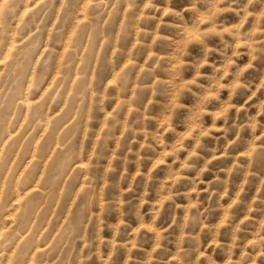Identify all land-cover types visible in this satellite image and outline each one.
Here are the masks:
<instances>
[{
  "label": "rangeland",
  "instance_id": "1",
  "mask_svg": "<svg viewBox=\"0 0 264 264\" xmlns=\"http://www.w3.org/2000/svg\"><path fill=\"white\" fill-rule=\"evenodd\" d=\"M37 1L0 0L1 56L16 36L18 46L0 64V215L13 211L15 184L29 170L43 192L28 198L24 224L4 226L18 235L5 246L18 264H264V0ZM18 89L45 102L37 113L21 110ZM32 151L39 162L30 166ZM64 155L68 166L52 171ZM79 160L89 164L83 171Z\"/></svg>",
  "mask_w": 264,
  "mask_h": 264
},
{
  "label": "bare ground",
  "instance_id": "2",
  "mask_svg": "<svg viewBox=\"0 0 264 264\" xmlns=\"http://www.w3.org/2000/svg\"><path fill=\"white\" fill-rule=\"evenodd\" d=\"M5 1H6V0H4V2H5ZM38 1H39V0H38ZM38 1H37V2H38ZM90 1H91V0H90ZM27 2H28V1H27ZM92 2H93V1H92ZM105 2H106V4H107V1H105ZM114 2H115V1H114ZM9 3H10V2H9ZM51 3H52V2H51ZM81 3H82V2H81ZM25 4H26V2H25ZM28 4H29V3H28ZM31 4H32V3H31ZM35 4H36V3H35ZM41 4H42V3H41ZM82 4H83V3H82ZM87 4H88V3H87ZM126 4H127V3H126ZM142 4H143V3H142ZM142 4H141V5H142ZM1 5H2V4L0 3V8H2ZM6 5H7V4H6ZM84 5H85V3H84ZM88 5H89V4H88ZM152 5H153V4H152ZM214 5H215V4H214ZM2 6H3V5H2ZM4 6H5V5H4ZM12 6H13V4H12ZM28 6H29V5H26V6H25V10H27V9L29 8ZM68 6H69V5H68ZM85 6H86V5H85ZM97 6H98V5H97ZM101 6H102V5H100L99 8H101ZM112 6H113V5H112ZM126 6H127V5H126ZM143 6H144V5H143ZM8 7H9V6H8ZM148 7H149V6H148ZM210 7H211V6H210ZM124 8H125V7H124ZM156 8H157V6H156ZM213 8H214V7H213ZM219 8H220V7H219ZM10 9H11V8H10ZM12 9H15V8H12ZM87 9H88V8H87ZM192 9H193V8H192ZM221 9H222V7H221ZM0 10H1V9H0ZM2 10H3V8H2ZM33 10H34V9H33ZM35 10H36V9H35ZM83 10H84V9H83ZM83 10H82V12H83ZM11 11H12V10H10V12H11ZM20 11L22 12V11H24V10H20ZM85 11H86V10H84L83 13H85ZM136 11H137V9H136ZM191 11H192V10H191ZM0 12H1V11H0ZM25 12H26V11H25ZM114 12H115V11H114ZM207 12H208V11H207ZM33 13H34V12H33ZM87 13H88V12H87ZM87 13H86V14H87ZM171 13H172V12H171ZM174 13H175V12H174ZM0 14H1V13H0ZM16 14H17V13H16ZM78 14H79V12H78ZM108 14H109V12H108ZM153 14H154V13H153ZM1 15H2V14H1ZM19 15H20V14H19ZM19 15H18V16H19ZM82 15H84V14H82ZM20 16H21V15H20ZM107 16H108V15H107ZM15 17H16V16H15ZM87 17H88V16H87ZM5 18H6V17H5ZM11 18H12V17H11ZM76 18H78V17H76ZM211 18H212V17H211ZM18 19H19V17H18ZM31 19H32V17H31ZM86 19H87V18H86ZM158 20H159V18H158ZM202 21H203V20H202ZM11 22H12V21H11ZM11 22L9 21V23H11ZM42 22H43V21H42ZM83 22H84V21H83ZM159 22H160V21H159ZM5 23H6V22H5ZM60 23H61V22H60ZM76 23H77V22H76ZM120 23H121V22H120ZM155 23H156V22H155ZM186 23H187V22H186ZM2 24H3V27L5 28L4 23H2ZM16 24H17V23H15V25H16ZM78 24H79V23H77V25H78ZM80 24H81V23H80ZM136 24H137V23H136ZM188 24H189V23H188ZM205 24H206V23H205ZM11 25H12V24H11ZM68 25H69V24H68ZM72 25H73V24H72ZM96 25H97V24H96ZM120 25H121V24H120ZM155 25H156V24H155ZM12 26H13V25H12ZM70 26H71V25H70ZM80 26H81V25H80ZM157 26H158V25H157ZM212 26H213V25H212ZM191 27H192V26H191ZM16 28H17V27H16ZM81 28H82V27H81ZM155 28H156V27H155ZM155 28H154V29H155ZM157 28H158V27H157ZM0 29H1V28H0ZM70 29H71V28H70ZM193 29H194V28H193ZM1 30H2V29H1ZM1 30H0V31H1ZM11 30H13L12 27H11ZM32 30H33V29H32ZM53 30H54V29H53ZM119 30H120V29H119ZM186 30H187V29H186ZM191 30H192V28H191ZM72 31H73V29H72ZM89 31H90V30H89ZM94 31H95V30H94ZM94 31H93V32H94ZM96 31H97V30H96ZM189 31H190V30H189ZM4 32H6L5 29H4ZM9 32H11V31H9ZM153 32H154V30H153ZM1 33H2V32H1ZM11 33H12V32H11ZM71 33H72V32H71ZM71 33H70V34H71ZM88 33H89V32H88ZM136 33H138V32H136ZM187 33H188V32H187ZM187 33H186V34H187ZM191 33H192V31H191ZM193 33H194V32H193ZM206 33H207V32H206ZM6 34H7V32H6ZM15 34H16V32H15ZM15 34H14V36H15ZM19 34H20V33H19ZM154 34H155V32H154ZM184 34H185V33H184ZM198 34H199V33H198ZM17 35H18V33H17ZM68 35H69V34H68ZM137 35H138V34H137ZM159 35H161V34H159ZM6 36H7V35H6ZM12 36H13V35H12ZM14 36H13V37H14ZM72 36H73V35H72ZM2 37H3V36H2ZM18 37H19V36H18ZM23 37H25V36H22V38H23ZM27 37H28V36H27ZM38 37H39V36H38ZM66 37H67V35H66ZM186 37H187V36H186ZM15 38H17V36H16ZM15 38H13V39L15 40ZM19 38H21V37H19ZM22 38H21V39H22ZM34 38H35V37H34ZM167 38H168V37H167ZM9 39H10V38H9ZM23 39H26V38H23ZM63 39H64V37H63ZM67 39H69V38H67ZM67 39H66V40H67ZM92 39H93V38H92ZM94 39H95V37H94ZM6 40H8L7 37H6ZM14 40H12V41L8 40V41H10V42H8V44H6V49L2 52L3 55L1 56V54H0V64H1V61H2V60H3V62H4V58H6V57H5L6 54H7L9 51H11V50L13 49V47H14V48L16 47L15 44H14V42H15ZM69 40H70V39H69ZM202 40H203V38H202ZM0 41H1V40H0ZM79 41H80V40H79ZM79 41H78V42H79ZM188 41H189V40H187V42H188ZM3 42H4V41H3ZM146 42H147V41H146ZM187 42H186V43H187ZM197 42H198V41H197ZM1 43H2V42H1ZM1 43H0V44H1ZM20 43H21V41H20ZM30 43H31V42H30ZM64 43H65V42H64ZM184 43H185V42H184ZM190 43H191V42H190ZM32 44H33V43H32ZM35 44H36V42L34 43V45H35ZM59 44H60V43H59ZM66 44H67V43H66ZM66 44H64V45H66ZM68 44H69V43H68ZM78 44H79V43H78ZM78 44H76V45L78 46ZM86 44H87V43H86ZM100 44H101V42H100ZM261 44H262V43H261ZM22 45H23V44H22ZM26 45H27V44H26ZM26 45H25V47H26ZM91 45H92V44H91ZM91 45H90V46H91ZM3 46H4V45H3ZM41 46H42V44H41ZM66 46H67V45H66ZM66 46H65V47H66ZM74 46H75V45H74ZM77 46H75L76 48L74 47V48H75V50H74L75 53H76ZM150 46H151V45H150ZM187 46H188V45H187ZM252 46H253V45H252ZM0 47H1V46H0ZM17 47H18V46H17ZM17 47H16V48H17ZM42 47L44 48V46H42ZM32 48H33V47H32ZM34 48H35V47H34ZM131 48H132V47H131ZM146 48H147V47H146ZM184 48H185V47H184ZM25 49H26V48H25ZM60 49H61V48H60ZM62 49H63V48H62ZM64 49H65V48H64ZM72 49H73V48H72ZM98 49H99V47H98ZM129 49H130V48H129ZM148 49H149V48H148ZM186 49H187V48H186ZM250 49H251V48H250ZM1 50H2V49H1ZM16 50H17V49H15V50L13 49V51H16ZM66 50H67V49H66ZM82 50H83V48H82ZM82 50H81V51H82ZM90 50H91V48H90ZM150 50H151V49H150ZM23 51H24V49H23ZM29 51H30V50H29ZM40 51H42V49H41ZM61 51H63V50H61ZM68 51H70V49H68ZM72 51H73V50H72ZM74 51H73V52H74ZM251 51H252V50H251ZM16 52H17V51H16ZM36 52H38V49H37ZM128 52H129V51H128ZM10 53H15V52H12V51H11V52H9V54H7V55L12 56ZM22 53H23V52L21 51V53H19V54L22 55ZM24 53L26 54V51H25ZM41 53H42V52H41ZM59 53H60V52H59ZM70 53H71V52H70ZM96 53H97V52H96ZM112 53H113V52H112ZM112 53H111V54H112ZM19 54H18V55H19ZM39 54H40V53H39ZM39 54H38V55H39ZM71 54H73V53H71ZM76 54H77V53H76ZM80 54H81V52H80ZM80 54H79V55H80ZM111 54H110V55H111ZM13 55H14V54H13ZM23 55H24V54H23ZM81 55H82V54H81ZM81 55H80V56H81ZM144 55H146V54H144ZM164 55H165V54H164ZM167 55H168V54H167ZM29 56H30V55H29ZM24 57L28 58V57L25 56V55H24ZM24 57H23V59H26V58H24ZM55 57H56V56H55ZM60 57L62 58V55H61ZM93 57H94V56H93ZM95 57H96V56H95ZM158 57H159V56H158ZM8 58H9V57H8ZM8 58H7V59H8ZM12 58H13V57H12ZM37 58H39V57H37ZM110 58H111V57H110ZM162 58H163V57H162ZM13 59H15V58H13ZM16 59H17V58H16ZM58 59H59V58H58ZM80 59H81V58H80ZM85 59H86V58H85ZM9 60H10V59H9ZM35 60H36V59H35ZM60 60H61V59H60ZM126 60H127V58H126ZM146 60H147V59H146ZM156 60H157V59H156ZM180 60H181V59H180ZM5 61L7 62L6 59H5ZM11 61H12V60H10L8 63H10ZM18 61H19V60H18ZM36 61H37V60H36ZM128 61H129V63H130V60H128ZM158 61H159V60H158ZM6 62H5L4 64H6ZM57 62H58V64H59L60 61L58 60ZM71 62H72V61H71ZM124 62H125V61H124ZM137 62H138V61H137ZM172 62H173V61H172ZM178 62H179V61H178ZM13 63H14V62H13ZM13 63H11V65H13ZM31 63H32V61H31ZM35 63H36V62H34V64H35ZM166 63H167V62H166ZM175 63H176V62H175ZM180 63H181V62H180ZM4 64H3V65H4ZM36 64H37V63H36ZM125 64L128 65V63H125ZM157 64H158V63H157ZM171 64H172V63H171ZM181 64H182V63H181ZM6 65H7V64H6ZM11 65L9 64V66H11ZM19 65H21V64L19 63ZM46 65H47V64H46ZM85 65H86V64H85ZM15 66H16V65H15ZM15 66L13 65V67H15ZM21 66H22V65H21ZM57 66H59V65H57ZM77 66H78V64H77ZM94 66H95V65L93 64V67H94ZM0 67H3V66L0 65ZM7 67H8V66H7ZM11 67H12V66H11ZM18 67H19V66L17 65V68H18ZM30 67L32 68V66H30ZM59 67H61V66H59ZM126 67H127V66H125V68H126ZM137 67H138V66H137ZM172 67H173V65H172ZM180 67H181V66H180ZM4 68H5V70L7 69L6 67H4ZM75 68L78 69V67H76V66H75ZM122 68H123V67H122ZM125 68H124V69H125ZM8 69H9V67H8ZM29 69H30V68H29ZM29 69H27V70H29ZM33 69H35L34 66H33L32 70H31V69H30V70H31V71H34ZM47 69H48V68H47ZM76 69H75V71H76ZM92 69H93V68H92ZM124 69H122V70H124ZM153 69H154V68H153ZM1 70H2V69H1ZM5 70H4V71H5ZM22 70H23V69H22ZM136 70H137V68H136ZM141 70H142V69H141ZM11 71H13V69H11ZM14 71H15V69H14ZM48 71H49V70H48ZM114 71H115V70H114ZM114 71H113V72H114ZM177 71H179V69H178ZM9 72H10V69H9ZM27 72H29V71H27ZM56 72H57V71H56ZM76 72H77V71H76ZM129 72H130V71H129ZM154 72H155V71H154ZM4 73H5V72H3V74H4ZM32 73H33V72H32ZM35 73H36V71H35ZM54 73H55V72H54ZM91 73H92V72H91ZM115 73H116V72H115ZM117 73H118V72H117ZM177 73H178V72H177ZM8 74H9V73H8ZM55 74H56V73H55ZM58 74H59V73H58ZM68 74H69V73H68ZM77 74H78V73H77ZM10 75H11V74H10ZM135 75H136V74H135ZM152 75H153V74H152ZM12 76H13V75H12ZM30 76H31V74H30ZM32 76H33V74H32ZM32 76H31V79H32ZM51 76H52V75H51ZM56 76H57V74H56ZM64 76H65V74H64ZM93 76H94V75H93ZM111 76H112V75H111ZM14 77H15V76H14ZM53 77H54V76H53ZM74 77H75V76H74ZM90 77H91V76H90ZM115 77H116V75H115ZM172 77H173V76H172ZM4 78H5V76H4ZM7 78H8V76H7ZM50 78H51V77H50ZM67 78H69V77H67ZM0 79H1V78H0ZM31 79H30V80H31ZM53 79H55V78H53ZM63 79H64V78H63ZM63 79H62V80L60 79V80H58V81H61V82H62ZM111 79H113V78L111 77ZM154 79H155V78H154ZM175 79H176V78H175ZM191 79H192V78H191ZM209 79H210V78H209ZM211 79H212V78H211ZM7 80H8V79H7ZM14 80H15V79H14ZM14 80H13V81H14ZM28 80H29V77H28ZM28 80H27V82H28ZM89 80H90V79H89ZM168 80H169V79H168ZM168 80H167V81H168ZM171 80H172V79H171ZM31 81H35V78H34L33 80H31ZM49 81H50V80H49ZM58 81H57V82H58ZM109 81H110V79H109ZM111 81H112V80H111ZM115 81H116V80L114 79V82H115ZM152 81H153V80H152ZM165 81H166V80H165ZM210 81H211V80H210ZM2 82H3V81H2ZM4 82H6V80H5ZM14 82L16 83L17 81L15 80ZM23 82H24V81H23ZM27 82H24V83L26 84ZM73 82H75V81H74V78H73ZM132 82H133V81H132ZM15 83H14V84H15ZM24 83H22L21 85H23ZM29 83H31V82H29ZM33 83H34V82H32L31 85H33ZM51 83H53V82H52V79H51ZM58 83L60 84V82H58ZM88 83H89V82H88ZM105 83H106V82H105ZM116 83H117V82H116ZM151 83H152V82H151ZM172 83H173V82H172ZM177 83H178V82H177ZM181 83H182V82H181ZM213 83H214V82H213ZM236 83H237V82H236ZM3 84H4V83H3ZM6 84H7V83H6ZM17 84H18V83H17ZM25 84H24V85H25ZM49 84H50V83H49ZM54 84H55V83H54ZM54 84H53V85H54ZM62 84H63V83H61L60 85H62ZM112 84H113V83H112ZM179 84H180V83H178V85H179ZM232 84H233V83H232ZM234 84H235V83H234ZM238 84H239V83H238ZM15 85H16V84H15ZM18 85H19V84H18ZM35 85H36V84H35ZM55 85L58 86V84H55ZM55 85H54V86H55ZM71 85H73V84L71 83ZM88 85H89V84H88ZM91 85H92V84H91ZM178 85H177V86H178ZM219 85H220V84H219ZM28 86H29V85H28ZM28 86L26 87L27 89H28ZM46 86H47V87L49 86V85H48V82H47V85H45V88H46ZM57 86H55V87L58 88V89L61 87V86H58V87H57ZM67 86H68V85H67ZM83 86H84V85H83ZM89 86H90V85H89ZM92 86H93V85H92ZM114 86H115V85H114ZM125 86H126V85H125ZM220 86H222V85H220ZM50 87H52V86L50 85ZM55 87H53L52 89H55ZM119 87H120V86H119ZM134 87H135V85H134ZM134 87H131V90H132V89L134 90ZM210 87H211V86H210ZM11 88H12V87H11ZM21 88H22V87H21ZM29 88H30V87H29ZM104 88H105V87H104ZM0 89H1V88H0ZM8 89H9V88H8ZM36 89H38V88H36ZM47 89H48V88H47ZM50 89H51V88H50ZM52 89H51V90H52ZM69 89H71V91H72V87H71V88L68 87V90H69ZM91 89H92V88H91ZM91 89H90V90H91ZM115 89H116V88H115ZM120 89H121V88H120ZM122 89H123V88H122ZM4 90H5V89H4ZM43 90H44V87H43L42 91H43ZM51 90H50V92H51ZM73 90H74V89H73ZM104 90H105V89H104ZM133 90H132V92H133ZM8 91H9V90H8ZM17 91H18V95H17V96L19 97V93L22 94V92L20 91V89H18ZM19 91H20V92H19ZM23 91H24V90H23ZM42 91H41V93H42ZM44 91H45V90H44ZM66 91H67V90H66ZM82 91H83V90H82ZM91 91H92V90H91ZM91 91H90V92H91ZM1 92H2V91H1ZM4 92H6V91H4ZM56 92H58V91H56ZM56 92H55V93H56ZM74 92H75V91H74ZM76 92H77V91H76ZM27 93H28V92H27ZM43 93H44V92H43ZM48 93H49V91H48ZM69 93H70V91H69ZM69 93H68V94H69ZM91 93H92V92H91ZM91 93H90V96H92ZM133 93H134V92H133ZM133 93H132V94H133ZM3 94H4V96H5V94H7V93H3ZM30 94H31V93H30ZM75 94H76V93H75ZM77 94H78V93H77ZM77 94H76V95H77ZM80 94H81V93H80ZM83 94H84V93H83ZM124 94H125V93H124ZM175 94H176V93H175ZM212 94H213V93H212ZM24 95H27V96H28V94H26V93H24ZM24 95H22L21 97L18 98V99H20V104L22 105L21 110L23 109V106H25L26 109H27V110H25V111H28V110L31 108V109H33V110L37 113V112H38V107H39V106H43V105H44L43 103H45V102L42 101L43 103L40 104L39 101L36 102V101H37L36 98H35L36 101H34L33 99H31V98H29V97H27V96H24ZM64 95H65V94H64ZM78 95H79V94H78ZM151 95H152V94H151ZM172 95H173V94H172ZM29 96H30V95H29ZM42 96H43V95H42ZM44 96H45V95H44ZM66 96H67V95H66ZM131 96H132V95H131ZM215 96H216V95H215ZM15 97H16V96H15ZM39 97H41V96L39 95ZM46 97L48 98L49 96H46ZM63 97H64V96H63ZM79 97H80V95H79ZM82 97H83V96H82ZM213 97H214V96H213ZM16 98H17V97H16ZM118 98H119V97H118ZM1 99H2V98H1ZM18 99H16V101H18ZM38 99H39V98H38ZM42 99H43V98H42ZM51 99H52V98H51ZM51 99H50V100H51ZM63 99H64V98H63ZM63 99H62V101H64ZM67 99H68V98H67ZM91 99H92V98H91ZM173 99H174V98H173ZM2 100H3V99H2ZM47 100H48V99H47ZM80 100H81V98H80ZM102 100H103V99H102ZM117 100H119V99H117ZM117 100H116V102H117ZM123 100H124V99H123ZM16 101H15V102H16ZM74 101H75V100H74ZM78 101H79V100H78ZM78 101H77V102H78ZM124 101H125V100H124ZM2 102H3V101H2ZM2 102H1V103H2ZM120 102H121V101H119V103L117 102L118 105L120 104ZM130 102H131V101H130ZM8 103H9V102H8ZM71 103H72V102H71ZM78 103H79V102H78ZM89 103H90V105H91V102H89ZM173 103H174V102H173ZM10 104H11V103H10ZM75 104H77V103H75ZM75 104H73V105H75ZM79 104H80V103H79ZM79 104H77V107H78ZM81 104H82V103H81ZM87 104H88V103H87ZM99 104H100V103H99ZM114 104H115V103H114ZM13 105H14V104H13ZM15 105H16V104H15ZM64 105H65V104H64ZM64 105L62 104V106H64ZM132 105H133V104H132ZM0 106H1V105H0ZM17 106H18V104H17ZM17 106H11V107H12V108H13V107L15 108V107H17ZM60 106H61V105H60ZM88 106H89V105H87V107H88ZM128 106H129V105H128ZM47 107H48V106H47ZM77 107H76L75 109H77ZM117 107H119V106H117ZM145 107H146V106H145ZM40 108H43V107H40ZM68 108H69V107H68ZM121 108H122V107H120V109H121ZM9 109H10V108H9ZM16 109H17V108H16ZM16 109H15V110H16ZM61 109H62V108H61ZM73 109H74V108H73ZM13 110H14V109H13ZM45 110H47V109H45ZM126 110H127V108L125 109V111H126ZM31 111H32V110H31ZM79 111H80V110H79ZM128 111H130V106H129ZM131 111H132V110H131ZM20 112H21V111H20ZM45 112H46V111H45ZM47 112H48V110H47ZM47 112H46V113H47ZM64 112H65V111H64ZM76 112H77V110L75 111V113H76ZM84 112H86V111H84ZM106 112H107V111H106ZM106 112H104V113H106ZM25 113H27V112H25ZM36 113H35L34 115H37ZM54 113H55V112H54ZM57 113H59V112H57ZM57 113H56V114H57ZM108 113H109V111H108ZM108 113H107V114H108ZM14 114H15V112H14ZM27 114H28V113H27ZM41 114H45V113H41ZM56 114H53V115H56ZM61 114H62V113H61ZM63 114H64V113H63ZM76 114H77V113H76ZM145 114H146V113H145ZM145 114H144V115H145ZM23 115H24V114H23ZM23 115H22V116H23ZM25 115H26V114H25ZM32 115H33V114H32ZM46 115H47V114H46ZM46 115H44V116H46ZM48 115H49V113H48ZM73 115L75 116V114H72V118L74 117ZM104 115H105V114H104ZM13 116H14V115H13ZM13 116H12V118H13ZM27 116H29V115H27ZM51 116H52V115H51ZM86 116H87V115H86ZM88 116H89V115H88ZM105 116H106V115H105ZM110 116H111V115H110ZM39 117H40V116H39ZM52 117H53V116H52ZM66 117H69V116H66ZM70 117H71V114H70ZM108 117H109V115L107 116V118H108ZM25 118H26V117H25ZM37 118H38V117H37ZM40 118H41V117H40ZM63 118H64V117H63ZM86 118H87V117H86ZM104 118H106V117H104ZM124 118H125V115H124ZM6 119H7V118H6ZM8 119H9V118H8ZM22 119H24V118L22 117ZM68 119H70V118H68ZM74 119H75V117H74ZM77 119H78V118H77ZM126 119H127V118H126ZM143 119H144V118H143ZM10 120H11V119H10ZM10 120H8V121H10ZM27 120H28V119H27ZM29 120H30V119H29ZM64 120H65V119H64ZM64 120H63V121H64ZM71 120H72V119H70L69 121H71ZM104 120H105V119H104ZM6 121H7V120H6ZM21 121H22V120H20V122H21ZM23 121H26V119H24ZM41 121H43V122H42V123L38 122V123H40V124L43 126L42 129H44V130L47 129V126H48L49 121H50V120H49V117H48V116L43 117V120L41 119ZM66 121H67V119H66ZM85 121H86V120H85ZM105 121H106V120H105ZM125 121H126V120H125ZM143 121H144V120H143ZM28 122H29V121H28ZM30 122H32V121H30ZM30 122H29V123H30ZM36 122H37V121H36ZM57 122H58V120H57ZM162 122H163V121H162ZM32 123L35 124V122H32ZM32 123H30V124L33 125ZM73 123H74V122H73ZM159 123H160V125H161V122H159ZM159 123H158V124H159ZM19 124H20V125H19ZM19 124H18L19 126H21V127L23 126V125H22L23 122H22V123H19ZM30 124H29V125H30ZM102 124H103V123H102ZM104 124H108V121H107V123L104 122ZM25 125H26V122H25ZM31 125H30V126H31ZM55 125L57 126V123H56ZM65 125H66V124H65ZM72 125H73V124H72ZM4 126H5V124H4ZM27 126H28V123H27ZM34 126H35V125H34ZM60 126H61V125H60ZM102 126H104V125H101V127H102ZM143 126H144V125H143ZM5 127H6V126H5ZM63 127H64V125H63ZM113 127H114V126H113ZM120 127H121V126H120ZM14 128H15V127H14ZM22 128H23V127H22ZM61 128H62V127H61ZM165 128H167V127H165ZM16 129H19V127H17ZM23 129H27V127L25 126ZM23 129H21V133H22V130H23ZM33 129H34V127H33ZM59 129H60V128H59ZM135 129H136V127H135ZM191 129H192V128H191ZM191 129H190V130H191ZM40 130H41V129H40ZM56 130H57V129H56ZM9 131H10V130H9ZM17 131H18V130H17ZM27 131H28V130H27ZM10 132H12V131H10ZM19 132H20V131H19ZM29 132H31L30 129H29ZM29 132H27V134H29ZM40 132H41V131H40ZM45 132H46V131H45ZM72 132H73V131H72ZM43 133H44V132H43ZM53 133H54V131L52 130V132H51V134H50V138H51V136H52ZM98 133H99V132H98ZM121 133H122V132H121ZM155 133H156V132H155ZM12 134H14V136H15V132H14V133L12 132ZM23 134H24V131H23ZM41 134H42V132H41ZM58 134H59V132H58ZM58 134H57V135H58ZM71 134H72V133H71ZM157 134H158V133H157ZM184 134H185V133H184ZM10 135H11V133H10ZM19 135H20V137H21V136H24V135H21V134H19ZM38 135L40 136V134H38ZM97 135H98V134H97ZM0 136H1V135H0ZM8 136H9V135H8ZM11 136H12V135H11ZM17 136H18V135H17ZM25 136H26V135H25ZM9 137H10V136H9ZM12 137H13V136H12ZM54 137H55V136H54ZM0 138H1V137H0ZM10 138H11V137H10ZM17 138H18V137H17ZM36 138L40 139L41 137H37V136H36ZM58 138H59V135H58L57 139H58ZM67 138H68V137H67ZM143 138H144V137H143ZM5 139H7V138H5ZM5 139H4V140H5ZM24 139H25V138H24ZM34 139H35V138H34ZM54 139H55V138H54ZM57 139H56V140H57ZM69 139H70V137H69ZM12 140H13V139H12ZM19 140H20V139L18 138V142H19ZM35 140H36V139H35ZM35 140H34V143H35V145H36V141H35ZM176 140H177V139H176ZM38 141H39V140H38ZM66 141H67V140H66ZM144 141H145V140H144ZM162 141H163V140H162ZM0 142H2V141L0 140ZM3 142H4V141H3ZM5 142H6V141H5ZM5 142H4V144H6V143L8 142V140H7L6 143H5ZM53 142H54V141H53ZM58 142H59V141H57V142H55V143H58ZM93 142H94V141H93ZM177 142H178V141H177ZM8 143H9V142H8ZM22 143H23V142H22ZM32 143H33V141L31 142V144H32ZM2 144H3V143H2ZM12 144L15 145V143H13V142H12ZM12 144H7V145H12ZM37 144H38V142H37ZM107 144H108V143H107ZM14 145H13L12 147H14ZM17 145H18V144H17ZM54 145H55V144H54ZM15 146H16V145H15ZM30 146H31V145H30ZM55 146H56V145H55ZM55 146H53V147H55ZM62 146H63V145H62ZM176 146H177V145H176ZM1 147H2V145H1ZM5 147H6V146H5ZM19 147H20V146H19ZM31 147H32V146H31ZM35 147H36V146H35ZM180 147H181V146H180ZM2 148H3V147H2ZM6 148H7V147H6ZM6 148H5V149H6ZM16 148H17V147H16ZM16 148H15L14 150H16ZM55 148H56V147H55ZM3 149H4V148H3ZM3 149H1V150H3ZM7 149H8V148H7ZM36 149H37V148H36ZM166 149H167V148H166ZM174 149H175V148H174ZM177 149H178V148H177ZM19 150H20V149H19ZM55 150H56V149H55ZM79 150H80V149H79ZM94 150H95V149L93 148V151H94ZM167 150H168V149H167ZM33 151H35V150H33ZM33 151H32V152H33ZM41 151H42V153L47 152V151H48L47 146H43V147H41ZM93 151H92V152H93ZM1 152H2V151H0V154H1ZM12 152H13V151H12ZM35 152H36V151H35ZM51 152H52V151H51ZM167 152H170V151H167ZM10 153H11V152H9V154L7 155V156H9V158H10ZM16 153H17V152H16ZM90 153H91V152H90ZM95 153H96V152H95ZM2 154L5 155L4 152H2ZM2 154H1V155H2ZM6 154H7V152H6ZM13 154H14V152H13ZM194 154H195V153H194ZM194 154H193V155H194ZM4 155H3V156H4ZM11 155H12V153H11ZM27 155H28V154H27ZM36 155H37V154H35L34 152H33L32 154L30 153V157H28L29 160L25 157V158L27 159V161H26V162H27V165L30 164V166H31V165L33 166L34 164H36V163L39 162V161H38V162L36 161V158H35ZM66 155H67V154H66ZM68 155H69V153H68ZM154 155H155V154H154ZM7 156H6V158H7ZM15 156H16V155H15ZM49 156L52 157V155H51L50 153H49ZM89 156H90V154H89ZM89 156L87 157V161H90V159H88ZM92 156H93V153H92ZM92 156H91V158H92ZM67 157H68V156H67ZM67 157L64 155V156H59V157H57L56 159H54V161H53L52 164H51V166H52V171L55 170V171H58L59 173H60V172H63L64 169H65V167L68 166V164H69V162H70V160H71V159L68 160ZM70 157H71V156H70ZM235 157H236V156H235ZM15 158H16V157H15ZM17 158H18V157H17ZM68 158H69V157H68ZM152 158H153V157H152ZM26 159H25V160H26ZM81 159H82V157H81ZM2 160H3V159H2ZM11 160H12V159H11ZM23 160H24V159H22L21 161H23ZM47 160H49V158H48V159H45V161H47ZM159 160H160V158H159ZM8 161H9V160H8ZM16 161H17V159H16ZM45 161H44V162H45ZM75 161H76V160H75ZM84 161H86V160H79L78 162H75L76 164H75L74 167H76V169H78V170H82V171H83V170L89 165V164L86 165V162H87V161H86V162H84ZM13 162H14V160H13ZM47 162H48V161H47ZM47 162H45V164H46ZM161 162H162V161H161ZM10 163H12V162H10ZM18 163H19V162H18ZM88 163H90V162H88ZM6 164H7V162H6ZM21 164H22V163H21ZM23 164H24V163H23ZM25 164H26V163H25ZM45 164H44V165H45ZM1 165H2V164H1ZM16 166L18 167L17 163H16ZM9 167H10V164H9ZM13 167H14V166H12V169H13ZM20 167H21V166H20ZM37 167H38V166H37ZM10 168H11V167H10ZM22 168H24V167H22ZM71 168H73V167H71ZM88 168H89V167H88ZM8 169H9V168H8ZM12 169H11V171H12ZM16 169H17V168H16ZM20 169H21V168H20ZM25 169H26V168H25ZM0 170H1V168H0ZM6 170H7V169H6ZM6 170H5V171H6ZM36 170H37V169L35 168L34 173L36 172ZM69 170H70V169H69ZM7 171H9V170H7ZM7 171H6V172H7ZM14 171H16V170H14ZM20 171H22V170H20ZM23 171H24V170H23ZM42 171H43V170H42ZM86 171L88 172V170H86ZM2 172H4V171L2 170ZM2 172H1V174H2ZM43 172H44V171H43ZM48 172H49V171H48ZM4 173H5V172H4ZM22 173H23V172H22ZM32 173H33V171H32V170H29V171H28V175H26V174H25V176L23 175V176H24V179H27V180H26V182L23 181L24 183H23L20 187H18V186H19L18 183L15 184V186H16L17 189L14 190L13 202H12V205H11V207H13V211H8V212L5 213V214L3 213L2 215H6V217H4L3 220H2V217H1L2 215H0V259L2 258V260H4V261H3L2 263H0V264H18L19 259H18V256H17V255H19V253L14 254L13 251L10 252V250H6L7 247L5 248L6 244H9V243H10V244H11V243L13 244L14 241H15V239L17 238L18 235L16 234V235H17L16 237L13 236V235H11V233L9 232V231H11V230H9V231L5 230L4 228H7V226H6V227H4V226H5L6 222H8V221H12V223H13V220H14V221H15V220H18V223H20V224H24L23 222L25 221V218L27 217V216H26L27 212H29V210L32 209L31 204L28 205V200H30V199H28V198H29L30 195H32L33 193H37V192L39 191V189H40L39 186H38V188H37V185H34V183H36V182L39 181L40 179L37 180V181L35 180L36 182H34L33 184H30V182H31V181L33 182V181H34V178H35V176H34V177H31ZM34 173H33V174H34ZM40 173H41V172H40ZM67 173H68V171H67ZM1 174H0V176H1ZM47 174H48V173H47ZM47 174H46V175H47ZM85 174H86V173H85ZM87 174H88V173H87ZM4 175H5V174H4ZM4 175H3V176H4ZM7 175H8V174L6 173V176H7ZM19 175H21L20 172H19V174H18V177H19ZM8 176H9V175H8ZM50 176H52V174H50ZM58 176H59V175H58ZM66 176H67V175H66ZM66 176H65V178H66ZM68 176H69V175H68ZM83 176H84V175H83ZM12 177L14 178V175H13ZM16 177H17V176H16ZM16 177H15V180H17ZM18 177H17V178H18ZM47 177H48V175H47ZM90 177H91V176H90ZM3 178H5V177H3ZM54 178H56V175H55V177H53V179H54ZM83 178H86V176H84ZM92 178H93V177H92ZM18 179H19V178H18ZM21 179H22V177H21ZM37 179H38V177H37ZM78 179H79V178H78ZM0 180H1V178H0ZM5 180H6V178L3 180V181H4V182H3L4 184H5ZM15 180H14V181H15ZM54 180H55V179H54ZM64 180H66V179H64ZM18 182H19V180H18ZM21 182H22V181H21ZM42 182H43V181H42ZM47 182H49V183H48V185H49V184L52 183L53 181H52V179L50 180V178H49V179L47 180ZM3 183H2V184H3ZM45 183H46V182H45ZM83 183H84V181H83ZM4 184H3V185H4ZM62 184H63V183H62ZM81 184H82V183H81ZM81 184H80V186L82 187ZM92 184H93V183H92ZM50 185H51V184H50ZM62 186H63V185H62ZM78 186H79V185H78ZM5 187H6V185H5ZM63 187H64V186H63ZM81 187H79V188H81ZM83 187H84V186H83ZM1 188H2V187H1ZM1 188H0V190H1ZM77 188H78V187H77ZM13 189H14V188H13ZM61 189H62V188H61ZM61 189H59V193H61V192H60ZM2 190H3V189H2ZM4 190H6V188H4ZM78 190H79V189H78ZM78 190H77V192L75 191L76 193H74V196H75V194L78 193ZM82 190H83V188H82ZM43 191H44V190H43ZM62 191H63V190H62ZM73 191H74V190H73ZM0 192H1V191H0ZM3 192H4V191H3ZM41 192H42V191H41V189H40V193H39V194H41ZM44 193H45V192H44ZM48 193H49V192H48ZM48 193L45 194L47 198H49V197H48V196H49ZM2 194H3V193H1V195H2ZM1 195H0V197H1ZM42 195H43V192H42ZM47 195H48V196H47ZM60 195H61V194H60ZM60 195H58L57 199L59 198ZM88 196L90 197V195H88ZM44 197H45V196H43V197H41V198H44ZM72 197H73V196H72ZM11 199H12V198H11ZM74 199H75V198H74ZM100 199H101V198H100ZM31 200H32V199H31ZM44 200H45V199H44ZM44 200H40V202H41V207L43 206L42 204H43L44 202L46 203V201H44ZM59 200H60V198H59ZM59 200H58V202H60ZM101 200H102V199H101ZM11 201H12V200H11ZM32 201H33V200H32ZM38 201H39V200H38ZM42 201H43V203H42ZM102 201H104V200H102ZM30 202H31V201H30ZM30 202H29V203H30ZM40 202H38V205H39ZM73 202H74V200H73ZM97 202H98V201H97ZM99 202H100V201H99ZM53 203H54V202H53ZM101 203H103V202H101ZM55 204H56V206H55ZM55 204H54V206L57 207V203H56V202H55ZM90 204H91V203H90ZM38 205H37L36 207H38ZM45 205H46V204H45ZM52 205H53V204H52ZM68 205H70V203H69ZM68 205H67V207H68ZM98 205H101V204H98ZM9 206H10V205H9ZM39 206H40V205H39ZM101 206H103V205H101ZM7 207H8V206H7ZM21 207H24V208H23V211H22V212H19V214H18V212H16V210H18V209L21 208ZM26 207H28L27 210H26ZM41 207L37 208V212L40 210ZM76 207H77V206H76ZM4 209H5V208H4ZM7 209H8V208H7ZM34 209H35V208H34ZM38 209H39V210H38ZM55 209H56V208H55ZM67 209H68V208H67ZM72 209H73V208H72ZM5 211H6V210H5ZM5 211H4V212H5ZM14 211H15L16 213H15ZM52 211H54V210H52ZM37 212H36V215H37ZM65 212H66V211H65ZM69 213H70V212H69ZM16 214H18V215L15 216ZM65 214H66V213H65ZM36 215H35V216H36ZM52 215H53V214H52ZM66 215H68V214H66ZM90 215H91V214H90ZM10 217H11V219H10ZM64 217H65V215H64ZM64 217H63V219H64ZM35 218H36V217H35ZM50 218H51V216H50ZM60 219H61V218H60ZM63 219H62V220H63ZM33 220H35V219H33ZM44 220H45V219H44ZM46 220H47V219H46ZM49 220H50V219H49ZM36 221H37V219H36ZM71 221H72V220H71ZM32 222H33V221H32ZM8 223H9V222H8ZM29 223H30V222H29ZM33 223H34V222H33ZM33 223H31V224H33ZM9 224L11 225V222H10ZM31 224H30V226L32 227ZM43 224H44V223H43ZM48 224H49V223H48ZM61 224H63V223H59V227L61 226ZM7 225H8V224H7ZM14 225H15V224H14ZM57 225H58V224H57ZM8 227H9V226H8ZM31 227H30V228H31ZM45 227H47V225H46ZM151 227H152V226H151ZM10 228H11V227H10ZM10 228H9V229H10ZM12 228H13V227H12ZM19 228H20V227H19ZM24 228H25V227H24ZM27 228H28V227H27ZM7 229H8V228H7ZM13 229H14V228H13ZM17 229H18V228H17ZM24 230H25V229H24ZM24 230H23V231H24ZM42 230H43V229H42ZM56 230H57V226H56ZM56 230H55V232H57ZM30 231H31V229H30ZM19 232H20V231H19ZM61 232H63V231H61ZM64 232H65V231H64ZM67 232H68V231H67ZM70 232H71V231H70ZM14 233H15V232H14ZM26 233H27V232H26ZM41 233H42V232H41ZM68 233H69V232H68ZM20 234H22V233H20ZM23 234H25V232H24ZM55 234H56V233H55ZM55 234H53V235H55ZM38 235H39V233H38ZM53 235H52V236H53ZM68 235H69V234H68ZM68 235L66 234V236H65L66 239H67V236H68ZM23 236H24V235H22V238H23ZM35 236H36V235H34L33 238H35ZM37 237H38V236H37ZM38 238H39V237H38ZM17 239H18V238H17ZM52 239H53V238H52ZM52 239H50V240H52ZM36 240H37V239H36ZM19 241H20V240H18V241H16V242H19ZM37 241H38V240H37ZM66 241H67V240H66ZM7 242H8V243H7ZM49 242H50V241H49ZM38 243H39V242H37V244H38ZM124 243H125V242H124ZM15 244H16V243H14V245H15ZM17 244H18V243H17ZM14 245H13V246H14ZM46 245H47V244H45V246H46ZM52 245H53V244H52ZM131 245H132V244H131ZM8 246H9V245H8ZM11 246H12V245H11ZM15 246H17V245H15ZM28 247H29V246H28ZM35 247H36V248H35V251H41V250H42V248H40V246H38V245L35 246ZM33 248H34V246H33ZM31 249H32V248H31ZM59 249H60V248H59ZM23 250H24V249H23ZM26 250H27V249H26ZM29 250H30V249H29ZM24 251H25V250H24ZM32 251L34 252V250H32ZM32 251H31V252H32ZM45 251H46V250H45ZM17 252H18V251H17ZM31 252H30V255H31L30 258L33 257V255L35 254V253H34V254L32 255ZM24 253H25V252H24ZM27 253H28V252H27ZM58 253H59V252H58ZM43 254H44V253H43ZM27 256H28V255H27ZM34 256H35V255H34ZM56 258H57V257H56ZM33 259H34V257H33ZM33 259H31V260H33ZM29 260H30V259H29ZM31 260H30V262H31ZM47 260H48V259H47ZM78 260H79V259H78ZM80 260H81V259H80ZM28 262H29V261H28ZM28 262H27V263H28ZM45 262H46V260H45ZM78 262H80V261H78ZM27 263H24V264H27ZM49 263H51V261H49ZM58 263H59V262H58ZM28 264H29V263H28Z\"/></svg>",
  "mask_w": 264,
  "mask_h": 264
}]
</instances>
